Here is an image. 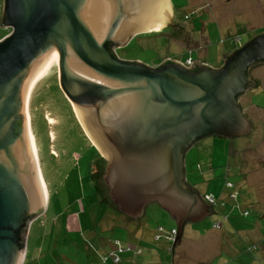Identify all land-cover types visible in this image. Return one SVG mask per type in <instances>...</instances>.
I'll use <instances>...</instances> for the list:
<instances>
[{"label": "water", "instance_id": "1", "mask_svg": "<svg viewBox=\"0 0 264 264\" xmlns=\"http://www.w3.org/2000/svg\"><path fill=\"white\" fill-rule=\"evenodd\" d=\"M170 16L168 0H3L0 264H22L28 222L45 210L24 113L49 54L60 90L105 157L102 180L119 212L137 218L158 205L175 220L172 247L185 224L211 213L185 182L184 155L202 138L249 132L237 97L253 86L247 69L264 62V34L223 54L217 69L115 57L114 47Z\"/></svg>", "mask_w": 264, "mask_h": 264}, {"label": "rangeland", "instance_id": "2", "mask_svg": "<svg viewBox=\"0 0 264 264\" xmlns=\"http://www.w3.org/2000/svg\"><path fill=\"white\" fill-rule=\"evenodd\" d=\"M2 5L0 0V21ZM168 5L170 19L162 21L161 27L158 23L159 30L135 35L113 48L118 60L148 67L174 60L184 67L202 63L217 69L223 54L226 57L264 34V0H168ZM7 30L0 25V37ZM58 70L53 60L30 89L25 106L24 119L33 137L46 200L43 213L28 222L22 264H111L109 255L114 253L122 264H135L139 257L146 259L144 264H173L178 256L177 264H264V62L247 69L253 86L237 97L249 132L231 139L202 138L184 155L185 182L210 205L211 214L186 224L180 243L172 247V242L168 251L161 248L162 240L138 242L140 221L148 222L150 229L176 227L164 211L149 205L137 218H120L122 226L130 228L125 241L138 242L121 253L110 242L117 237L126 243L125 230L112 229L120 215L100 193L105 157L60 90ZM65 102L94 149L82 139L72 118L66 117L70 113ZM208 195L215 197L213 203L207 202ZM151 250L158 259L149 257Z\"/></svg>", "mask_w": 264, "mask_h": 264}, {"label": "trees", "instance_id": "3", "mask_svg": "<svg viewBox=\"0 0 264 264\" xmlns=\"http://www.w3.org/2000/svg\"><path fill=\"white\" fill-rule=\"evenodd\" d=\"M9 32H10V30H7V32L5 33V35L3 36V37H0V40L1 39H3L4 37H6V35H8L9 34ZM110 46V45H109ZM111 47H112V45H111ZM158 66V65H157ZM56 89H57V92H58V86H56ZM53 94H56V92H53ZM65 105L67 106V107H65V109H66V113H67V110H68V112L70 113V114H67V118H69L68 117V115L72 118V120H73V122H74V124H75V126L79 129V131H80V135H81V137H82V139L85 141L86 139H85V137H84V135H83V133L81 132V130H80V128H79V126H78V124L76 123V121L74 120V117H73V115H71L72 114V112H71V110H70V108H69V106H68V104L65 102ZM41 128H44V126L43 125H41ZM214 137V136H213ZM47 139V138H46ZM46 141H48V140H46ZM45 141V142H46ZM87 141V140H86ZM88 145H89V147L91 148V149H93L91 146H90V144H89V142L87 141L86 142ZM48 144V142L46 143V145ZM52 159V158H51ZM104 166H105V161L103 162V170L100 172V173H103L104 172ZM103 175V174H102ZM101 175V176H102ZM100 176V177H101ZM101 179V178H100ZM101 181V180H100ZM188 185V184H187ZM189 186V185H188ZM191 188V187H190ZM100 193L102 194V196H104L105 198H106V201L109 203V206H110V208L111 209H114L116 212H118V210L112 205V203H111V201H110V199H109V197H108V188L104 185V183L101 181V188H100ZM214 199H215V197H213ZM154 206H156V207H158L159 208V206H157L156 204L154 205ZM148 208V207H147ZM221 211H223V209H221ZM146 212V211H145ZM118 214L121 216V217H123V218H126V219H128L126 216H124L123 214H120L119 212H118ZM158 228V229H157ZM156 229H154V231H153V234H154V238H155V241H159V240H162L163 241V243L166 245L165 247H168L167 249H168V251L169 250H172L171 249V245H172V242L170 241V240H168L167 239V237H168V235L170 234V232L173 230V228L172 227H170V228H168L167 230H165L164 228H162V227H160V226H158ZM114 229H117L118 231H124L125 229L124 228H120V227H116V228H114ZM120 231V232H121ZM123 235H124V237L122 238L123 240H124V242H126V243H121L120 241V239H118L117 237H114V238H111L112 239V244L114 245V242H118L122 247H124V248H126V247H129V246H132L131 244H129L128 243V241H125V237L126 236H128V234H127V231L125 230V232H123L122 233ZM156 237H157V239H156ZM123 244V245H122ZM124 244H126V245H124ZM129 244V245H128ZM111 260H110V262H111V264H115V263H113V261H112V258H110ZM107 260V257H105L104 258V263H106L105 261ZM118 264H122L121 263V261H119L118 262Z\"/></svg>", "mask_w": 264, "mask_h": 264}, {"label": "crops", "instance_id": "4", "mask_svg": "<svg viewBox=\"0 0 264 264\" xmlns=\"http://www.w3.org/2000/svg\"><path fill=\"white\" fill-rule=\"evenodd\" d=\"M91 146V145H90ZM88 147H89V145H88ZM185 177V176H184ZM187 184V183H186ZM190 187V186H189ZM194 191H196L197 192V190H194ZM158 206V205H157ZM229 206V205H228ZM226 208H228V207H226ZM159 209H161L160 207H159ZM147 210V207L145 208V210H144V212L143 213H145V211ZM162 210V209H161ZM163 211V210H162ZM228 211V210H227ZM119 212V211H118ZM165 212V211H164ZM226 212V211H225ZM120 214H122L121 212H119ZM166 213V212H165ZM167 214V213H166ZM211 213H209L207 216H209ZM124 215V214H123ZM168 215V214H167ZM125 216V215H124ZM169 216V215H168ZM127 217V216H126ZM123 219V217H119V218H117V217H115V219L113 220V222L114 223H116V226L115 227H113L112 229H114V228H116V227H122V228H124L126 231H127V234H129V231H130V228H128V226H122L124 223H123V221L120 223V220L121 219ZM128 219H129V217H127ZM206 218V217H205ZM227 218H229V217H227ZM169 219L173 222V223H175V220L174 219H172V218H170V216H169ZM121 224V225H120ZM188 224V223H187ZM125 225V224H124ZM186 225V224H185ZM184 225V226H185ZM175 226H176V224H175ZM138 227H140L141 229V231H140V234H139V240H138V242H140V241H146V240H155V236H154V234H153V231H154V229H152V227H151V229L149 228L150 226L148 225V222H146V221H140V224H139V226ZM157 228V227H156ZM173 229H176V227H172ZM184 228V227H183ZM158 229V228H157ZM139 230H137L136 232H138ZM146 231H149V233H146ZM152 232V235L150 234ZM182 235H183V231H182V233L180 234V236H179V242H178V244L180 243V241H181V237H182ZM128 237V236H127ZM111 243H112V239H111V241H110ZM130 242V241H129ZM137 242V243H138ZM137 243H135L134 242V244H137ZM134 244L132 243L131 245L132 246H134ZM177 244V245H178ZM129 245V244H128ZM135 246H139V245H135ZM165 244L163 243V247H161L162 249L163 248H165ZM142 249V248H141ZM264 249V248H263ZM112 250V249H111ZM150 253H149V257L151 258V259H153V260H155V258H157L158 259V257H157V255H155V252H154V250H151V251H149ZM261 256H263L264 257V250L261 252ZM178 261H180L179 260V256L175 259V261H173L174 263L173 264H177V262ZM98 262H99V260H98ZM146 262V259H143L142 260V258L140 259V257L139 258H137L136 259V262H135V264H144ZM100 264V263H99ZM126 264H134V263H129V262H127Z\"/></svg>", "mask_w": 264, "mask_h": 264}, {"label": "bare ground", "instance_id": "5", "mask_svg": "<svg viewBox=\"0 0 264 264\" xmlns=\"http://www.w3.org/2000/svg\"><path fill=\"white\" fill-rule=\"evenodd\" d=\"M158 23H154V24H151L150 25V27L148 28L149 30H152V29H156V27L158 26L157 25ZM54 60V58H53V55L51 54V56H50V58L48 59V60H46V62H45V65H44V67L42 68V70L39 72V74H38V76L36 77V79H35V81H34V83H33V86H34V84L40 79V78H42L43 76H44V74L47 72V70H48V68H49V66H50V63L52 62ZM51 61V62H50ZM32 86V87H33ZM31 87V88H32ZM76 115V114H75ZM28 129V128H27ZM28 131H29V135H30V138H31V141H32V145H33V150H34V153H35V159H37V157H36V149H35V146H34V143H33V137H32V135H31V133H30V130L28 129ZM36 171H37V175H38V178H39V182H40V185H41V188H42V193H43V200H44V202H45V200H46V192H45V185H44V183H43V181H42V178H41V175H40V173H39V169H38V167H36Z\"/></svg>", "mask_w": 264, "mask_h": 264}, {"label": "built area", "instance_id": "6", "mask_svg": "<svg viewBox=\"0 0 264 264\" xmlns=\"http://www.w3.org/2000/svg\"><path fill=\"white\" fill-rule=\"evenodd\" d=\"M231 196L235 198L236 193H232V194L230 195V197H231ZM205 197H206V199H207V202L213 203V201H214L213 196H211V195L209 196V195H208V196H205ZM175 234H176V230L173 229V230L170 232V234L168 235L167 239L170 240L171 242H173V241H174V238H175ZM156 239H157V237H156ZM114 244H115V246H116V249H117L116 252H117V253H121V252H124L125 250L129 249L128 247H126V248L122 247L117 241L114 242ZM114 252H115V251H114ZM137 252H138V251H137ZM109 257L112 258V261H113V263H115V264H118V262L120 261L118 255H117L116 253H114L113 255L110 254Z\"/></svg>", "mask_w": 264, "mask_h": 264}, {"label": "flooded vegetation", "instance_id": "7", "mask_svg": "<svg viewBox=\"0 0 264 264\" xmlns=\"http://www.w3.org/2000/svg\"><path fill=\"white\" fill-rule=\"evenodd\" d=\"M160 24V27H161V23H159ZM160 27L158 28V29H155V30H152V31H157V30H159L160 29ZM108 48L109 49H112V47H111V45L109 46L108 45ZM240 48V47H239ZM239 48H237V49H239ZM85 137V136H84ZM86 139V138H85ZM92 144V143H91ZM93 148V147H92ZM94 149V148H93ZM101 181L103 182V180H102V176H101Z\"/></svg>", "mask_w": 264, "mask_h": 264}]
</instances>
